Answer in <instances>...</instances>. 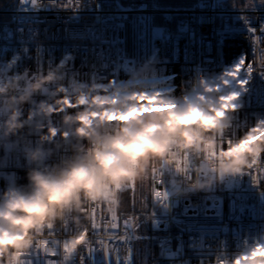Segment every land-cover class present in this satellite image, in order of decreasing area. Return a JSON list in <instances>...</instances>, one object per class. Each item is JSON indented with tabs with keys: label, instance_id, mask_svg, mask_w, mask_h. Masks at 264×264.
<instances>
[{
	"label": "built area",
	"instance_id": "obj_1",
	"mask_svg": "<svg viewBox=\"0 0 264 264\" xmlns=\"http://www.w3.org/2000/svg\"><path fill=\"white\" fill-rule=\"evenodd\" d=\"M228 1L159 6L152 0H15L13 7L0 8V70L15 58L9 75L27 70L26 79H32L65 60V83L73 74L85 82L127 80L135 71L126 55V23L132 19L137 67L151 60L153 80L177 96L195 73L217 76L235 70L244 59L237 78L251 79L241 108L223 133L221 144L226 146L264 118V6ZM162 172L157 168L150 173L151 186L142 202L136 200V183L122 193L117 206L84 205L79 213L83 228L69 220L55 225L51 234L46 229L20 257L21 264H59L63 242L78 231L84 232L85 241L71 264H131L138 239L146 245V264H227L264 242V156L244 175L188 195L172 194V173ZM6 182L26 183L25 172L21 157L0 150V190ZM124 193L127 205H122ZM41 240L58 254L48 255L37 245Z\"/></svg>",
	"mask_w": 264,
	"mask_h": 264
},
{
	"label": "clouds",
	"instance_id": "obj_2",
	"mask_svg": "<svg viewBox=\"0 0 264 264\" xmlns=\"http://www.w3.org/2000/svg\"><path fill=\"white\" fill-rule=\"evenodd\" d=\"M15 64L0 70V150L21 157L26 183L0 190V264H18L49 225L83 228L84 205L117 206L153 169L171 171L172 194L188 195L244 175L264 156V118L221 144L251 79L237 78L236 67L197 72L177 96L153 80L151 60L107 83L75 74L65 83V60L32 79L27 70L9 75ZM84 238L83 231L70 238L59 264H71ZM227 264H264V242Z\"/></svg>",
	"mask_w": 264,
	"mask_h": 264
},
{
	"label": "rangeland",
	"instance_id": "obj_3",
	"mask_svg": "<svg viewBox=\"0 0 264 264\" xmlns=\"http://www.w3.org/2000/svg\"><path fill=\"white\" fill-rule=\"evenodd\" d=\"M260 2V0H257ZM246 6H252V4H248V2H245ZM258 5V4H256ZM134 25V22H133ZM131 34V33H130ZM129 34V36H130ZM138 40L136 38V45H135V37L133 35L132 41H130L129 49H126V55H127V62L131 68L136 70L137 63L136 58L138 55V46L137 45ZM151 186V180L148 178L145 182L137 183V190H136V200L138 202H142L143 198L146 197V195L149 193V189ZM146 245L145 242L141 239H138L136 241L135 245V253L133 257V261L131 264H146Z\"/></svg>",
	"mask_w": 264,
	"mask_h": 264
},
{
	"label": "trees",
	"instance_id": "obj_4",
	"mask_svg": "<svg viewBox=\"0 0 264 264\" xmlns=\"http://www.w3.org/2000/svg\"><path fill=\"white\" fill-rule=\"evenodd\" d=\"M154 3H156L159 6H176V5H192L196 0H152ZM230 4H237V5H244L245 2L243 0H229L228 1ZM15 4V0H0V8H9L13 7ZM1 18V17H0ZM126 29H127V36H126V45L127 48L129 49L130 46V41H132L133 35L135 37V45H136V30L133 25V20L129 19L126 23ZM131 33V34H130ZM130 34V36H129ZM124 196V201L122 205H127L126 203V198H127V193L123 194Z\"/></svg>",
	"mask_w": 264,
	"mask_h": 264
},
{
	"label": "snow or ice",
	"instance_id": "obj_5",
	"mask_svg": "<svg viewBox=\"0 0 264 264\" xmlns=\"http://www.w3.org/2000/svg\"><path fill=\"white\" fill-rule=\"evenodd\" d=\"M251 31L254 32L255 29H251ZM242 65H244V59H243V58L239 59V62L235 65V67L239 70V68H240ZM223 137H224V135H223V133H222V134H221V140H223ZM229 143H231V139H229ZM156 195H157V196H160V193H156ZM167 196H168V194H167V192H165L163 198L166 200V199H167ZM112 219H113V221L116 220L115 215H113ZM66 223H67V222H66ZM95 227H97V225L94 223V224H93V228H95ZM112 227H113V228H117L118 225H117L116 223H113V224H112ZM124 227L127 229V227H128V222H127V221H125ZM53 228H54V227H53L52 225H49V226L47 227V229L49 230V234H51V230H52ZM84 241H85V238H84ZM49 243H50V242L47 241V240H41V241H38V242H37V245H38L39 247H43L44 251H45L48 255H52V256L57 255L58 252L56 251V248H55V247H53L52 249H49V247H48ZM51 243H52V245H54V246H56V245L58 244V242L55 241V240L51 241ZM68 245H69V242H68L67 240H65V241L63 242V251H64V252H67V250H68ZM37 261H38V260H37ZM18 264H21V261H20V260L18 261ZM25 264H31V261H27V262H25ZM36 264H37V262H36ZM49 264H51V262H49Z\"/></svg>",
	"mask_w": 264,
	"mask_h": 264
},
{
	"label": "crops",
	"instance_id": "obj_6",
	"mask_svg": "<svg viewBox=\"0 0 264 264\" xmlns=\"http://www.w3.org/2000/svg\"><path fill=\"white\" fill-rule=\"evenodd\" d=\"M244 2H248V4H252L253 7H257V6H264V0H260L257 1V0H243ZM258 4V5H256ZM245 5V4H244Z\"/></svg>",
	"mask_w": 264,
	"mask_h": 264
},
{
	"label": "water",
	"instance_id": "obj_7",
	"mask_svg": "<svg viewBox=\"0 0 264 264\" xmlns=\"http://www.w3.org/2000/svg\"><path fill=\"white\" fill-rule=\"evenodd\" d=\"M158 189V185L157 184H155V190H157Z\"/></svg>",
	"mask_w": 264,
	"mask_h": 264
}]
</instances>
